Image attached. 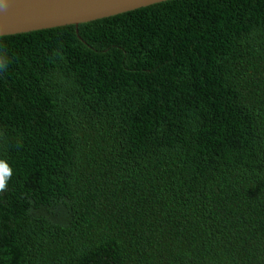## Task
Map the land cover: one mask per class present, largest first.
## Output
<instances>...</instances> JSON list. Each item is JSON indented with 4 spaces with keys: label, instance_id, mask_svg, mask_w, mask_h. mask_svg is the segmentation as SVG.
I'll return each instance as SVG.
<instances>
[{
    "label": "trees",
    "instance_id": "trees-1",
    "mask_svg": "<svg viewBox=\"0 0 264 264\" xmlns=\"http://www.w3.org/2000/svg\"><path fill=\"white\" fill-rule=\"evenodd\" d=\"M0 63V264H264V0L0 36Z\"/></svg>",
    "mask_w": 264,
    "mask_h": 264
},
{
    "label": "water",
    "instance_id": "water-1",
    "mask_svg": "<svg viewBox=\"0 0 264 264\" xmlns=\"http://www.w3.org/2000/svg\"><path fill=\"white\" fill-rule=\"evenodd\" d=\"M163 1L166 0H0V36L77 26Z\"/></svg>",
    "mask_w": 264,
    "mask_h": 264
},
{
    "label": "clouds",
    "instance_id": "clouds-1",
    "mask_svg": "<svg viewBox=\"0 0 264 264\" xmlns=\"http://www.w3.org/2000/svg\"><path fill=\"white\" fill-rule=\"evenodd\" d=\"M6 65L0 63V68H4ZM12 176V169L3 160H0V192L7 189L8 181Z\"/></svg>",
    "mask_w": 264,
    "mask_h": 264
}]
</instances>
